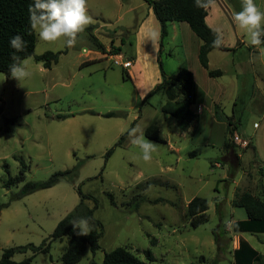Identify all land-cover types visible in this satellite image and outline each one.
<instances>
[{
  "label": "rangeland",
  "instance_id": "374dc122",
  "mask_svg": "<svg viewBox=\"0 0 264 264\" xmlns=\"http://www.w3.org/2000/svg\"><path fill=\"white\" fill-rule=\"evenodd\" d=\"M225 1L233 12L241 10V0ZM254 2L264 11V0ZM215 7L224 8L220 2ZM87 13L93 22L72 47L63 39L44 42L36 35L35 55L62 52L57 64L45 68L34 56L28 58L31 75L21 85L0 74V257L5 249L47 241V253L15 252L13 261L61 264L68 238L51 236L80 203V187L89 197L85 204L97 206L94 219L102 224V235L98 251L88 248L78 264H102L105 254L118 247L149 264H237L235 249L242 238L258 254L253 264H264V233L233 231L234 223L247 220L245 210L233 205L235 196L264 192V45L245 64L247 74L234 77L232 48L246 59L254 46L229 13H218L215 27L222 29L230 51H213L210 69L227 74L211 78L198 60L201 40L187 25L186 30L168 25L162 50L161 28L148 23L143 35L142 23L152 14L145 0H88ZM118 56L121 65L115 64ZM128 59L140 61L128 68ZM159 60L169 76L183 67L195 73L194 110H201L187 132L175 117L162 113L166 97L152 93L162 79ZM127 68L131 78L124 79ZM110 112L116 115L106 117ZM229 122L234 134L249 143L245 149L233 142ZM150 126H157L166 141L145 137L157 145L151 160L142 159L129 134L116 146L131 128L145 135ZM22 161L24 181L4 188L19 175ZM75 168L74 176L54 187L13 199L25 183ZM196 197L208 200V221L193 227L187 206Z\"/></svg>",
  "mask_w": 264,
  "mask_h": 264
},
{
  "label": "trees",
  "instance_id": "16d2710c",
  "mask_svg": "<svg viewBox=\"0 0 264 264\" xmlns=\"http://www.w3.org/2000/svg\"><path fill=\"white\" fill-rule=\"evenodd\" d=\"M88 1V0H87ZM149 3L153 13L160 23L161 27V42L160 50L163 48V41L168 36V23L181 22L187 23L192 32L201 40L202 44L198 51V60L202 68L212 78L222 75L220 70H211L209 66V54L214 50L228 51L224 45L220 48H214L212 42L214 35L212 29L206 22L208 9L199 8L195 4V0H145ZM32 0H0V74H5L10 77L9 66L13 63L12 55L15 54L21 60L35 57L37 62L43 63L45 68H51L53 64H57L62 52H46L41 55H35L36 48V33L31 29L29 24V4ZM15 35H21L25 41L23 51L17 52L10 47L9 41ZM95 44L102 49L98 44L97 39L92 35ZM117 51H120L118 49ZM115 54H119L116 52ZM162 79L152 93L160 92L166 97V102L162 106V113L171 115L178 121V127L181 131H189L199 119L198 113L193 110V105L196 104L197 83L194 73L188 68H180L178 72L169 76L163 70V65L159 60ZM126 74V76H125ZM129 74L124 70V79H129ZM151 93V94H152ZM150 94V95H151ZM218 108V107H217ZM217 108L216 113H218ZM115 112L105 114L106 117L115 116ZM233 123L229 122V134L233 137ZM128 132L123 134L116 146L122 145ZM147 139L166 143L160 136L157 126L147 127L145 130ZM114 149L107 153V158L111 156ZM22 169L16 178H9L4 188L10 190L11 187L24 181L26 164L21 162ZM77 169L69 171H60L52 174L44 181L27 182L22 189L13 196V199L19 200L30 194L40 190H46L57 185L63 178L74 176ZM263 172V170H262ZM80 194V203L75 209L63 218L56 226L51 239L62 240L68 238V246L62 256L61 264H78L84 257L86 250L89 248L95 254L99 246V239L102 235V224L94 219V209L89 208L85 204V200L89 197L84 195L81 188H78ZM235 207L243 208L247 215V220L233 224L235 233L253 232L264 233V192L260 195H253L250 192L238 193L234 200ZM209 210V202L205 198L196 197L192 199L187 206V215L190 218L191 225L197 227L208 221L206 212ZM87 218L91 227V231L87 236H78L73 231V226L70 224L74 219ZM218 241V239H216ZM28 249L37 253H47L50 249V244L44 241L41 246L27 245L18 248H8L3 250L0 257V264H30L31 259H26L22 262H15L12 256L15 252H24ZM149 260L153 259L151 252H146ZM235 259L237 264H253L258 260L257 252L248 244L245 239H240L239 247L235 249ZM93 264H97L93 262ZM102 264H149L141 260L137 255L124 247H118L105 254Z\"/></svg>",
  "mask_w": 264,
  "mask_h": 264
},
{
  "label": "clouds",
  "instance_id": "9594fccd",
  "mask_svg": "<svg viewBox=\"0 0 264 264\" xmlns=\"http://www.w3.org/2000/svg\"><path fill=\"white\" fill-rule=\"evenodd\" d=\"M195 4L199 8L208 9L215 4V0H195ZM241 5L240 11L232 13V21L238 29L243 30L248 44L260 48L264 45V11L257 7L254 0H241ZM28 12L30 27L41 41L55 42L63 39L67 47L74 46L79 35L93 22L87 13V0H32ZM212 32V46L220 48L223 45L222 29L217 27ZM9 44L17 52L23 51L26 46L21 35L13 36ZM261 53L264 54V49H261ZM12 61L9 66L10 76L21 85L31 75L27 70L28 61L21 60L15 54L12 55ZM128 134L132 138L131 143L140 149L142 159L151 160L157 145L147 140L138 128H131ZM70 224L78 236H87L91 231L87 218L74 219Z\"/></svg>",
  "mask_w": 264,
  "mask_h": 264
},
{
  "label": "crops",
  "instance_id": "0c3cea01",
  "mask_svg": "<svg viewBox=\"0 0 264 264\" xmlns=\"http://www.w3.org/2000/svg\"><path fill=\"white\" fill-rule=\"evenodd\" d=\"M217 2H220L223 6H224V8L223 9H219V10H217L216 9V7H215V4L217 3ZM215 4L214 5H212V6H210V8H209V10H208V15H207V17H206V22H207V24L211 27V28H216L215 27V24H216V18H217V14L219 13L221 16L223 15V14H225V13H229L230 15H231V17H232V13H233V11L230 9V7L227 5V3H226V1L225 0H215ZM152 9V8H151ZM155 17V15H154V13H153V10H152V14L151 15H149V17H147L148 19L150 18V20L148 21V19L147 20H144L143 21V23H142V28L144 29V30H142L143 31V35H145L146 33H147V28H148V23H153V26H154V28L155 29H157V31H158V29L159 28H161L160 27V23L158 22V20L156 19V17H155V19L157 20V23H158V25L156 24V22H154V20L152 19V17ZM168 25L169 26H172L173 27V29L174 30H176V28L177 27H180V28H182V29H184V30H186L187 28H186V26L185 25H187L188 27H189V25L187 24V23H181V22H169L168 23ZM190 28V27H189ZM191 30V29H190ZM192 31V30H191ZM201 44H202V42H201ZM201 44H200V46H201ZM200 46H199V48H200ZM225 47V46H224ZM106 48V52L107 51H109V47H105ZM227 48V47H226ZM228 50H229V48H227ZM248 50H249V53H250V55L249 56H247V58L246 59H243V58H241L240 56H238V54H237V51H236V49H233L232 48V50L231 51H233L232 52V54H233V58H232V60H231V69H232V73H233V76L234 77H239V76H241V75H243V74H247V69H246V63H248V61L250 60V57L252 56V54L253 53H256V51H258L257 50V47H249L248 48ZM198 51H199V49H198ZM215 51V50H214ZM217 51H223V50H217ZM230 51V50H229ZM213 53V51L209 54V63H210V57H211V54ZM105 55V54H104ZM184 55H185V53H184ZM122 60H123V57H122ZM137 61L139 62L140 61V59L139 60H134V59H128L127 60V62L125 63V64H127L128 65V68H130V67H135L136 65H137ZM245 65V66H244ZM128 68H127V73L129 74V76H130V72H129V70H128ZM220 71L222 72V75L221 76H219V77H224L225 76V74H227V71L225 70L224 71V69L222 70V69H220ZM194 76H195V73H194ZM210 77V76H209ZM130 78H131V76H130ZM212 78V77H211ZM216 78V77H215ZM195 80H196V76H195ZM196 83H197V80H196ZM260 90L262 91V93H264V81H262L261 82V84H260ZM198 89H199V86H198V84H197V91H198ZM196 103H197V96H196ZM196 105V104H195ZM195 105H193V110H194V106ZM218 107V104H216L215 105V109ZM200 110H201V106H198V111L197 112H200ZM195 111V110H194ZM196 112V111H195ZM196 112V113H197ZM255 126H257V124H255ZM251 143V145H252V142H250ZM235 154H236V152H235Z\"/></svg>",
  "mask_w": 264,
  "mask_h": 264
},
{
  "label": "built area",
  "instance_id": "2783aa9c",
  "mask_svg": "<svg viewBox=\"0 0 264 264\" xmlns=\"http://www.w3.org/2000/svg\"><path fill=\"white\" fill-rule=\"evenodd\" d=\"M85 51V50H84ZM86 53V52H85ZM117 59V58H116ZM120 60H122V56H118V59L115 60V64L116 65H121L120 64ZM126 67H128L127 64H124ZM233 142L237 145H239L240 147H242L243 149H245L249 143L246 140L241 139L240 137H238L236 134L233 137ZM217 166H219V164H217Z\"/></svg>",
  "mask_w": 264,
  "mask_h": 264
}]
</instances>
